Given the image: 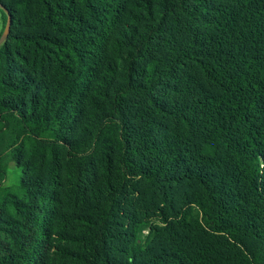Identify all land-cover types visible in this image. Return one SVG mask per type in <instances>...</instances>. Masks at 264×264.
I'll return each mask as SVG.
<instances>
[{"label": "trees", "instance_id": "16d2710c", "mask_svg": "<svg viewBox=\"0 0 264 264\" xmlns=\"http://www.w3.org/2000/svg\"><path fill=\"white\" fill-rule=\"evenodd\" d=\"M0 6V264H264V0Z\"/></svg>", "mask_w": 264, "mask_h": 264}, {"label": "water", "instance_id": "95a60500", "mask_svg": "<svg viewBox=\"0 0 264 264\" xmlns=\"http://www.w3.org/2000/svg\"><path fill=\"white\" fill-rule=\"evenodd\" d=\"M1 7V6H0ZM11 30V17L8 15V22L7 25L0 37V45L2 44V42L8 37L9 33Z\"/></svg>", "mask_w": 264, "mask_h": 264}, {"label": "crops", "instance_id": "0c3cea01", "mask_svg": "<svg viewBox=\"0 0 264 264\" xmlns=\"http://www.w3.org/2000/svg\"><path fill=\"white\" fill-rule=\"evenodd\" d=\"M3 22H4L3 13H2V11L0 9V34L2 33V30H3V25H4Z\"/></svg>", "mask_w": 264, "mask_h": 264}, {"label": "rangeland", "instance_id": "374dc122", "mask_svg": "<svg viewBox=\"0 0 264 264\" xmlns=\"http://www.w3.org/2000/svg\"><path fill=\"white\" fill-rule=\"evenodd\" d=\"M11 167H13V164H11Z\"/></svg>", "mask_w": 264, "mask_h": 264}]
</instances>
